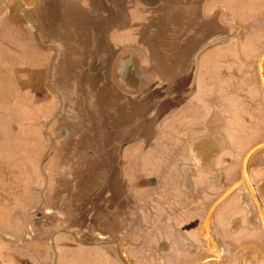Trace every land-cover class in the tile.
Listing matches in <instances>:
<instances>
[{
	"label": "crops",
	"instance_id": "obj_1",
	"mask_svg": "<svg viewBox=\"0 0 264 264\" xmlns=\"http://www.w3.org/2000/svg\"><path fill=\"white\" fill-rule=\"evenodd\" d=\"M263 27L264 0H0V264H205L192 244L240 182L193 220L166 195L181 162L208 186L200 142L226 184L264 143Z\"/></svg>",
	"mask_w": 264,
	"mask_h": 264
},
{
	"label": "flooded vegetation",
	"instance_id": "obj_2",
	"mask_svg": "<svg viewBox=\"0 0 264 264\" xmlns=\"http://www.w3.org/2000/svg\"><path fill=\"white\" fill-rule=\"evenodd\" d=\"M228 40L232 42L233 38ZM130 71L128 74L118 73L115 81L121 87L123 82L128 81V84L137 90V86L143 78L136 74L135 67L132 66ZM208 142L212 144V147L208 149L206 148L207 141L204 143L202 141L197 148L195 147L198 151L195 161L199 162L200 159L206 166L202 173L207 174L208 186L192 185L190 183L192 182L191 177L196 176V171L191 175L192 171L186 168L188 163L181 162L178 174L181 173L183 177L181 192L185 198L180 199L179 196L175 195L171 186H169V193L166 195L170 199L176 198V204L171 209L173 217H179L184 210L192 215V220L194 213L205 212L207 215L214 203L232 186L240 182L239 177L237 180L233 179L229 184H226L227 178L224 177L223 169L221 166L218 167L223 160V151L220 150L222 149V142L220 143L217 137L209 138ZM185 160L187 159L185 158ZM226 162L230 163V161ZM251 163L248 167L249 180H246L247 184H240L215 208L207 228H203L202 232L198 234L202 243L192 244V255L196 257L202 255L199 263L264 264V194L260 181L251 177ZM254 168L256 167L253 166L252 170ZM200 194L204 197L198 199ZM189 225L192 227V224Z\"/></svg>",
	"mask_w": 264,
	"mask_h": 264
},
{
	"label": "rangeland",
	"instance_id": "obj_3",
	"mask_svg": "<svg viewBox=\"0 0 264 264\" xmlns=\"http://www.w3.org/2000/svg\"><path fill=\"white\" fill-rule=\"evenodd\" d=\"M193 28V27H192ZM261 30H263L264 29V27H263V29L262 28H260ZM203 33L204 32V27H202V29L200 30V32H199V34L200 33ZM246 34V33H242V35H241V38H245V40H248V41H251L252 40V37H253V34L250 32L249 34H246L245 35V37H244V35ZM202 36L203 35H200V36H198V37H201L202 38ZM228 39H230V38H227V39H225V40H228ZM250 39V40H249ZM230 41V40H229ZM264 54V53H263ZM262 57V55L261 56H257L256 58H254L256 61H257V63H256V76H255V78H256V80H258L259 81V83H260V85H261V81H260V77H259V70H258V65H259V60H260V58ZM264 68V67H263ZM261 87H262V85H261ZM262 89H263V87H262ZM264 90V89H263ZM7 98V97H6ZM6 100H8V99H6ZM3 101L5 102V100H4V98H3V96H2V98H0V105H4V106H1V107H3V108H5L6 106H5V104H7L6 102H5V104L3 103ZM9 101V100H8ZM85 107V102L84 101H80L79 102V105H78V109L79 110H81L82 108H84ZM9 112H11V113H14V111H12L11 109H10V111ZM81 120V119H80ZM75 127H77L78 128V130H80V133H81V137H80V139H79V143L78 144H76L78 147H79V149L80 150H83L84 148H86L87 147V144H88V138H87V130H88V127L87 126H84L83 124H82V122H81V124L80 125H74ZM7 139V138H6ZM84 155V154H83ZM82 155V156H83ZM250 163V162H249ZM242 164H243V161L241 162V167H240V170H239V177H240V184H243V183H245V184H247V181L244 179V177H243V175H242ZM248 167H249V164H248ZM249 169V168H248ZM248 175H249V173H248ZM80 187H82V186H80ZM231 191V190H230ZM86 192V191H85ZM232 192V191H231Z\"/></svg>",
	"mask_w": 264,
	"mask_h": 264
},
{
	"label": "water",
	"instance_id": "obj_4",
	"mask_svg": "<svg viewBox=\"0 0 264 264\" xmlns=\"http://www.w3.org/2000/svg\"><path fill=\"white\" fill-rule=\"evenodd\" d=\"M264 54L259 60V65H258V70H259V77L261 81V85L264 89ZM264 149V143L259 144L255 147H253L244 157L243 164H242V175L245 180H249V175H248V164L251 160V158L260 150ZM232 191V190H231ZM231 191L227 192V194L231 193Z\"/></svg>",
	"mask_w": 264,
	"mask_h": 264
}]
</instances>
